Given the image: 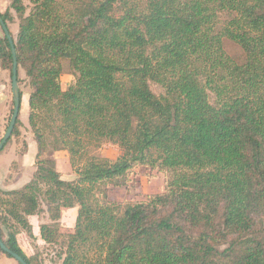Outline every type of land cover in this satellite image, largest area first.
I'll return each mask as SVG.
<instances>
[{
  "label": "trees",
  "instance_id": "1",
  "mask_svg": "<svg viewBox=\"0 0 264 264\" xmlns=\"http://www.w3.org/2000/svg\"><path fill=\"white\" fill-rule=\"evenodd\" d=\"M27 1L0 12L30 87L37 148L31 178L0 186L5 245L41 264L17 236L33 237L29 217L46 213L39 235L60 264H264V0ZM104 143L118 147L115 159L98 155ZM56 151L73 179L57 171ZM142 166L170 173L164 191L109 200L107 186ZM65 208L77 210L72 228L60 223Z\"/></svg>",
  "mask_w": 264,
  "mask_h": 264
},
{
  "label": "rangeland",
  "instance_id": "2",
  "mask_svg": "<svg viewBox=\"0 0 264 264\" xmlns=\"http://www.w3.org/2000/svg\"><path fill=\"white\" fill-rule=\"evenodd\" d=\"M28 3L27 0H24ZM9 3V1H8ZM12 34L18 30V22L9 26ZM2 35V33H0ZM226 51L235 58H240L242 52L240 48L230 41H225ZM18 76L19 89L21 92V105L18 115V135L11 136L5 147L0 150V186L3 188H19L31 178L35 171V154L37 151L36 143L28 123V96L30 87L25 78L24 71L19 69ZM74 77L66 61L63 62V74L61 77L62 87L66 88L72 83ZM150 88L156 95L162 93V88L154 82H150ZM13 102L11 93V77L9 70L0 68V140L9 124L12 114ZM101 157L115 159L119 155V149L112 143H104L98 150ZM60 152H54L56 169L61 172L64 179H71L72 169L68 157L62 156ZM46 155V154H44ZM33 156V157H32ZM56 156V157H55ZM65 158L67 160H65ZM169 172H163L148 167H136L134 171L125 177V182L121 186H107L108 199L121 204L143 201L149 196L164 191L166 179ZM73 174V178H74ZM67 209H63L66 211ZM75 218V211H66L62 217V228L72 227ZM46 213L32 216L33 237L28 236L24 231L18 234L20 244L28 255H36L41 264H60L58 258V247L44 243L38 232L39 223L47 222ZM0 264H19L14 258L6 256L0 252Z\"/></svg>",
  "mask_w": 264,
  "mask_h": 264
},
{
  "label": "water",
  "instance_id": "3",
  "mask_svg": "<svg viewBox=\"0 0 264 264\" xmlns=\"http://www.w3.org/2000/svg\"><path fill=\"white\" fill-rule=\"evenodd\" d=\"M0 27L2 28L4 35L10 44V50L12 54L11 93H12V102H13V109H12V114L10 117L9 124L0 140V150H2L5 144L7 143L8 139L11 137L16 120L18 118L19 111H20V105H21V95H20V89H19V84H18V63H17V58H16V51H15L12 36L9 32V29L6 23L2 19L1 15H0ZM0 249L4 253L14 258L19 264H27V262L19 254L9 249L5 245V243L1 240V238H0Z\"/></svg>",
  "mask_w": 264,
  "mask_h": 264
},
{
  "label": "crops",
  "instance_id": "4",
  "mask_svg": "<svg viewBox=\"0 0 264 264\" xmlns=\"http://www.w3.org/2000/svg\"><path fill=\"white\" fill-rule=\"evenodd\" d=\"M8 1L9 0H0V12H3L6 8H7V6H8ZM0 33H1V30H0ZM57 152H60V151H57ZM62 153H64V154H62V156L64 157H68L67 156V152L66 151H61ZM33 157V156H32ZM56 157V156H55ZM65 158V160H67ZM69 161V160H68ZM56 163H57V161H56ZM71 168V167H70ZM58 171V170H57ZM60 172V171H59ZM60 174H61V172H60ZM61 177L62 178H64L63 177V175H61ZM72 178L71 179H73V174H72V176H71ZM65 179H68V178H65ZM29 180V179H28ZM17 188V187H16ZM8 189H15V188H8ZM69 210H74L75 211V217H76V208H70V209H67L66 211H69ZM66 211H63L62 210V216H61V219H60V223H61V225H62V217H63V215H64V213L66 212ZM35 216H37V215H35ZM31 219H32V216L31 217H29V221H30V223L32 224V222H31ZM74 220H75V218H74ZM40 224V223H39ZM73 225H74V223H73ZM73 227V226H72ZM72 227H67V228H72ZM32 228H33V224H32ZM38 232H39V226H38ZM40 236V235H39ZM19 240V239H18ZM19 243H20V240H19ZM21 245V244H20ZM22 247V246H21Z\"/></svg>",
  "mask_w": 264,
  "mask_h": 264
}]
</instances>
